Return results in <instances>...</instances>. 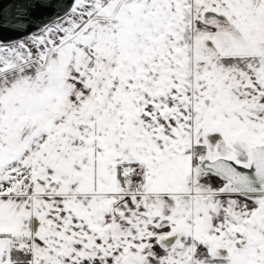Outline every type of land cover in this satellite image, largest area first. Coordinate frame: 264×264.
I'll list each match as a JSON object with an SVG mask.
<instances>
[{
	"label": "snow or ice",
	"instance_id": "1",
	"mask_svg": "<svg viewBox=\"0 0 264 264\" xmlns=\"http://www.w3.org/2000/svg\"><path fill=\"white\" fill-rule=\"evenodd\" d=\"M0 264H264V0H0Z\"/></svg>",
	"mask_w": 264,
	"mask_h": 264
}]
</instances>
